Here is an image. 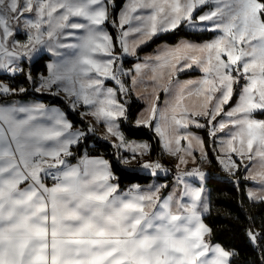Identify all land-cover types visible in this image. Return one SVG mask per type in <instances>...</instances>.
I'll list each match as a JSON object with an SVG mask.
<instances>
[{"label": "snow or ice", "instance_id": "snow-or-ice-1", "mask_svg": "<svg viewBox=\"0 0 264 264\" xmlns=\"http://www.w3.org/2000/svg\"><path fill=\"white\" fill-rule=\"evenodd\" d=\"M115 6V0H0V74L34 83L29 90L0 80V264H231L236 253L206 239L212 233L203 220L206 173L182 166L197 155L207 159L204 139L191 130L205 129L220 145L214 158L230 175L243 172L239 182L254 184L247 198L264 203V119L256 118L264 116V2L125 0L112 17ZM107 24L117 29L115 39ZM180 31L212 38L139 54ZM42 52L51 57L47 75L34 78L20 65ZM128 57L136 62L125 68ZM197 71L198 78H179ZM145 85L150 90L139 93ZM61 94L68 112L44 102ZM131 95L146 101L135 125L150 129L177 161L171 185L122 190L109 160L73 151L88 138L68 118L77 112L105 126L102 139L120 162H138L153 176L167 173L145 159L149 143L121 130ZM247 236L262 246L264 233L249 229Z\"/></svg>", "mask_w": 264, "mask_h": 264}, {"label": "trees", "instance_id": "trees-1", "mask_svg": "<svg viewBox=\"0 0 264 264\" xmlns=\"http://www.w3.org/2000/svg\"><path fill=\"white\" fill-rule=\"evenodd\" d=\"M124 2L125 0H115L116 6L111 9L112 17L116 16ZM261 2H264V0H261ZM106 27L115 39L117 29L111 24H107ZM185 37L203 41L211 39L212 34L203 32L186 34L185 31H180L179 34L166 33L143 47L139 54L142 56L144 52L153 50L163 41L176 42ZM117 52H119L118 48ZM49 59V55L45 53L34 60L25 61L24 71H30L34 78L39 74H46L47 70L45 65ZM135 62V58L128 57L125 59L124 64L131 67ZM0 79L8 80L11 86L15 88L23 86L31 90L34 86V83L27 81L23 74H17L13 79H7L5 74H0ZM108 83L114 84L111 81ZM44 101L46 103L60 105L68 112L62 96L61 98L45 96ZM128 101L129 119L121 123V128L127 137L149 140L152 145V154L154 155L160 148V142L150 129L143 126L137 127L134 123L137 112L143 106V102L137 100L134 95L129 96ZM234 103L235 97L233 100ZM68 117L74 126H80L87 132L88 138L73 149L76 156L80 155L83 149L86 148L90 154L103 155L108 158L112 165V170L116 177H118L121 186L131 185L136 182L147 183L153 178V175L150 173L128 167L120 162L114 155L115 149L111 147L108 140L102 139L96 131H87L86 125L91 123L88 119L81 117L77 112H70ZM256 117L264 119V116L259 114ZM196 130L202 133L204 137L210 161V170L206 179V184L210 190V210L204 215L205 223L212 230L210 240L212 242H218L224 248L233 250L236 253L231 258V264H264V242H261L262 246L254 247L247 236L249 229L264 233V203L253 202L247 198L246 190L251 182H239L243 172L235 176H228L219 162L214 158L218 154L213 151V149H217V144L213 143L212 138L207 134V130L197 128ZM166 164L168 166L171 165L172 160H167Z\"/></svg>", "mask_w": 264, "mask_h": 264}, {"label": "crops", "instance_id": "crops-1", "mask_svg": "<svg viewBox=\"0 0 264 264\" xmlns=\"http://www.w3.org/2000/svg\"><path fill=\"white\" fill-rule=\"evenodd\" d=\"M125 3V2H124ZM107 28V27H106ZM107 31H108V29H107ZM109 32V31H108ZM181 39H186V40H191V41H196V42H202V41H197V40H193V39H189V38H181ZM181 39H179V40H181ZM178 40V41H179ZM207 40H210V39H207ZM178 41H176V42H168V41H163V42H161V43H159L153 50H151V51H147V52H144L143 54H142V56L143 55H147V54H153L154 53V50L158 47V46H160V45H162V44H169V45H174L175 43H177ZM204 41V40H203ZM45 53H47V52H42L41 54H45ZM40 54V55H41ZM48 54V53H47ZM40 55H38V56H36L35 58H37V57H39ZM49 55V57H50V54H48ZM34 58V59H35ZM51 58V57H50ZM33 59V60H34ZM50 61V59L47 61V63ZM19 74V73H18ZM41 74H39L36 78H38L39 76H40ZM44 75H47V73L46 74H44ZM201 75V73L200 72H194V73H190V74H188V75H181L179 78L181 79V80H185V79H189V78H198L199 76ZM0 80H4V79H0ZM6 83H8V84H10V82L8 81V80H4ZM11 85V84H10ZM108 86L109 87H115L113 84H111V83H108ZM15 88V87H14ZM147 90H150L149 89V86H147V85H145V86H141L140 88H138L137 89V91L139 92V93H141V94H144ZM161 95V99L163 100L164 99V94L163 93H161L160 94ZM61 96H63V94H61ZM135 96V95H134ZM20 98H22V97H17V99H20ZM135 98L137 99V100H139V101H142L143 102V106L138 110V112H137V116H136V119H137V117L139 116V114L145 109V107H146V101L145 100H140V99H138L136 96H135ZM45 102V101H44ZM46 103V102H45ZM50 104V103H49ZM50 105H53V106H57V107H60L62 110H64L60 105H57V104H50ZM81 110V112L82 111H85V109H83V108H81L80 109ZM65 111V110H64ZM86 119H88L90 122H91V124L95 127V130L102 136V137H104V136H106L107 135V133H106V129H105V126L103 125V124H97L96 123V121L91 117V116H84ZM69 118V117H68ZM257 118V117H256ZM135 119V120H136ZM259 119H261V118H259ZM69 120H71L70 118H69ZM72 122V121H71ZM204 121L202 120L201 121V123H203ZM73 123V122H72ZM134 123H135V121H134ZM75 128H79V129H82L80 126H74ZM121 130H122V128H121ZM196 135H198V136H200V137H202L203 139H204V137H203V135H202V133H200V132H198L197 130H196V128L195 127H193L192 129H191ZM123 131V130H122ZM124 133V132H123ZM124 135H125V133H124ZM218 136H221V134L220 133H218L217 134ZM126 136V135H125ZM127 137V136H126ZM112 138H114V137H109V139H112ZM225 139L227 138V137H224ZM113 140V139H112ZM147 141H149V140H147ZM205 141V140H204ZM147 143H149L150 145H151V142L149 141V142H147ZM159 150L158 151H156L155 153H154V155L152 154V150H151V153L149 154V156L148 157H145V159H151L152 161H156V160H158V159H161L164 163H165V168L166 169H169V171L167 172V173H163V172H161V173H158V175H156V176H153V178L149 181V182H147V183H139V182H136V183H133V184H139V185H141L142 187H146V186H148V185H151V184H168V185H171L172 183H174V178L172 177V174H171V171H176V163H177V161H176V159L174 158V157H172V156H170L169 154H167V153H165V152H163L162 151V148H161V144H159ZM220 147V145L219 144H217V149ZM151 149H152V145H151ZM205 149H206V151H207V148H206V145H205ZM85 153H87V155H89L90 157H103V158H105V159H107V160H109L108 158H106L105 156H103V155H97V154H90L88 151H87V149L86 148H84L83 149V151H82V153L80 154V155H77L76 157L78 158V157H80V156H82V155H84ZM207 153H208V151H207ZM222 155V154H221ZM122 156H124V157H127V153H122ZM207 158L209 159V157L207 156ZM235 158V157H234ZM140 158H138V160H139ZM167 160H172V164L171 165H167L166 164V162H167ZM200 161H201V159H200V157H199V155H197L196 156V160L195 161H192L191 159H189V164H188V166L185 168L184 166H182V169L183 170H189V169H191V168H195V167H198L199 166V163H200ZM71 162L72 163H75L76 162V159H72L71 160ZM110 162V161H109ZM246 164L248 163V161L247 160H245L244 161ZM126 166H128V167H131V168H136V169H139V170H141V171H143V172H147L146 170H143V169H141L140 167H139V163L138 162H131L130 164H128V165H126ZM208 168H209V170H210V161H209V164H208ZM223 168V167H222ZM224 170V169H223ZM225 171V170H224ZM147 173H149V172H147ZM209 174V173H208ZM166 177V178H165ZM207 177H208V175H207ZM207 177H206V179H207ZM190 182L191 183H193L194 184V186H199V183H198V181H196L195 180V178H190ZM133 184H131V185H133ZM120 185V184H119ZM131 185H127V186H121L120 185V188L122 189V190H127L128 189V187L129 186H131ZM250 187H253L254 188V184L251 182L248 186H247V189H249ZM209 189V188H208ZM167 191H170V188L169 189H167V190H164V189H162L161 190V194L163 195V194H166L167 193ZM247 191V190H246ZM204 197L206 198V201H207V204H208V208H209V210H210V190H209V193L207 192V190H206V192L204 193ZM209 210L206 212V213H204V215L205 214H207L208 212H209ZM204 215H203V220H204ZM204 223H205V221H204ZM206 224V223H205ZM207 225V224H206ZM208 226V225H207ZM209 227V226H208ZM210 228V227H209ZM206 239H210V237H206ZM212 242V241H211ZM212 243H218V242H212ZM220 244V243H219ZM226 249V248H225ZM227 250H229V249H227ZM230 251H233V250H230Z\"/></svg>", "mask_w": 264, "mask_h": 264}, {"label": "rangeland", "instance_id": "rangeland-1", "mask_svg": "<svg viewBox=\"0 0 264 264\" xmlns=\"http://www.w3.org/2000/svg\"><path fill=\"white\" fill-rule=\"evenodd\" d=\"M16 39L17 40H19V41H23L24 39H25V37H24V35L23 34H18L17 36H16ZM35 58V57H34ZM33 58V59H34ZM124 65H126V64H124ZM23 69H24V62L20 65ZM130 67V66H129ZM114 85V84H113ZM115 86V85H114ZM21 87H23V86H21ZM25 88V87H24ZM129 98V97H128ZM127 98V99H128ZM96 131V130H95ZM97 132V131H96ZM98 133V132H97ZM98 135L102 138V136L98 133ZM222 135V134H221ZM127 139H129V140H135V141H138V142H141V141H143V142H149V141H147V139H138V138H131V137H126ZM113 139V141L115 140V138H112ZM112 139H110V140H112ZM208 164H209V159L207 158L206 160H201L200 161V163H199V168L202 170V171H204L205 173H206V177H207V175H208V173H209V168H208ZM222 167V166H221ZM223 169V168H222ZM226 172V171H225ZM226 174L228 175V176H232V175H230L228 172H226ZM204 187H205V189L207 190V192L209 193V187L207 186V184H206V178H205V181H204ZM250 188H253V187H250Z\"/></svg>", "mask_w": 264, "mask_h": 264}, {"label": "built area", "instance_id": "built-area-1", "mask_svg": "<svg viewBox=\"0 0 264 264\" xmlns=\"http://www.w3.org/2000/svg\"><path fill=\"white\" fill-rule=\"evenodd\" d=\"M124 67L128 68L129 66L128 65H124ZM156 161H159L163 166H165V163L161 159H158ZM171 174H172V177L174 178L175 175H176V171H171Z\"/></svg>", "mask_w": 264, "mask_h": 264}]
</instances>
